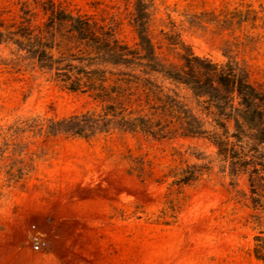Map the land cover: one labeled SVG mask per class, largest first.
Masks as SVG:
<instances>
[{
    "label": "rangeland",
    "instance_id": "1",
    "mask_svg": "<svg viewBox=\"0 0 264 264\" xmlns=\"http://www.w3.org/2000/svg\"><path fill=\"white\" fill-rule=\"evenodd\" d=\"M138 5L159 60L181 66L188 48L233 61L264 92V0H0V29L38 32L52 7L134 48ZM59 33L53 53L75 52L64 26ZM23 55L0 43V264H264L253 254L264 210L252 207L247 177L230 174L209 140L48 134V119L99 113L102 102L67 90ZM158 83L193 106L186 90ZM128 93L126 110L148 113L142 89ZM190 166L195 179L178 182Z\"/></svg>",
    "mask_w": 264,
    "mask_h": 264
},
{
    "label": "trees",
    "instance_id": "2",
    "mask_svg": "<svg viewBox=\"0 0 264 264\" xmlns=\"http://www.w3.org/2000/svg\"><path fill=\"white\" fill-rule=\"evenodd\" d=\"M141 7V6H140ZM138 5L134 48L123 44L115 32L88 18L50 8L43 29H0V43L16 51L40 70L56 77L69 91L90 92L102 102L99 113L85 111L48 119L44 130L89 138L112 130L143 133L161 139L168 134L204 137L216 148L230 174L247 177L249 202L264 210V92L251 84L236 62L217 64L182 47V65L158 59L145 31L146 13ZM61 26L77 45L71 53H53ZM22 56V55H21ZM158 78L189 93L193 106ZM140 87L148 113L126 110L124 102L132 86ZM190 166L178 182L195 179ZM253 254L264 263V232L254 237Z\"/></svg>",
    "mask_w": 264,
    "mask_h": 264
},
{
    "label": "built area",
    "instance_id": "3",
    "mask_svg": "<svg viewBox=\"0 0 264 264\" xmlns=\"http://www.w3.org/2000/svg\"><path fill=\"white\" fill-rule=\"evenodd\" d=\"M34 247L37 249V248L39 247V244H38V243H36Z\"/></svg>",
    "mask_w": 264,
    "mask_h": 264
}]
</instances>
